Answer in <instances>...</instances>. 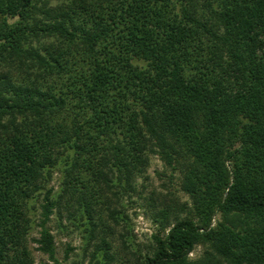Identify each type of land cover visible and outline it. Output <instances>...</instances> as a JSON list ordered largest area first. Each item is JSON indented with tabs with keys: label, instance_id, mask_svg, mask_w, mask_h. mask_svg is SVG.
<instances>
[{
	"label": "trees",
	"instance_id": "obj_1",
	"mask_svg": "<svg viewBox=\"0 0 264 264\" xmlns=\"http://www.w3.org/2000/svg\"><path fill=\"white\" fill-rule=\"evenodd\" d=\"M152 155L191 205L140 194ZM133 194L134 264H264V0H0V264H35V225L57 263L55 214L115 263Z\"/></svg>",
	"mask_w": 264,
	"mask_h": 264
},
{
	"label": "rangeland",
	"instance_id": "obj_2",
	"mask_svg": "<svg viewBox=\"0 0 264 264\" xmlns=\"http://www.w3.org/2000/svg\"><path fill=\"white\" fill-rule=\"evenodd\" d=\"M182 178L183 175L179 170L173 171L165 166L159 156L152 155L146 173L137 180V187L140 194L146 198L154 195L158 207L169 203L171 199L191 205V199L181 190ZM60 183L61 174L56 172L51 186L59 190ZM140 194H133L131 198L125 197L122 200L125 205V214L128 216V226L126 229L117 227L115 230L112 253H116L117 260L113 264H134L135 258H139V256H131L128 252L126 254L121 243L122 239L128 241L132 252L144 255L152 248V236L158 233L159 225L154 221L146 201ZM218 218L219 216L215 218L213 224ZM49 227L55 237L58 262L51 261L47 255L37 251L38 244L34 240L39 238L40 228L35 225L29 235V246L35 264H100L90 254L85 253L87 241L84 237L86 235L83 229L72 226L66 215L60 221L58 214H55ZM204 249L203 246H197L189 255L190 258L193 260L199 258ZM90 251L93 252V249L91 248ZM67 252L68 256H66Z\"/></svg>",
	"mask_w": 264,
	"mask_h": 264
}]
</instances>
